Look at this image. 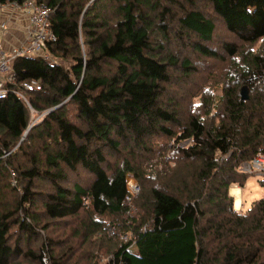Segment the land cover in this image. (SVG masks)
Here are the masks:
<instances>
[{"label": "trees", "instance_id": "16d2710c", "mask_svg": "<svg viewBox=\"0 0 264 264\" xmlns=\"http://www.w3.org/2000/svg\"><path fill=\"white\" fill-rule=\"evenodd\" d=\"M35 1L51 7L53 61L14 58L11 85L40 87L29 106L0 97V264H77L74 238L106 236L99 264H264V196L236 209L230 193L264 151V0ZM220 64L222 93L183 110L173 85ZM156 136L176 140L160 175L143 169Z\"/></svg>", "mask_w": 264, "mask_h": 264}, {"label": "built area", "instance_id": "2783aa9c", "mask_svg": "<svg viewBox=\"0 0 264 264\" xmlns=\"http://www.w3.org/2000/svg\"><path fill=\"white\" fill-rule=\"evenodd\" d=\"M7 5L24 8L23 14L26 18V23L21 21L22 16H20V20L15 24L20 26L19 30L23 33V37L18 44H10L8 48H4L2 43H0V97H4L11 91L29 106L26 90L39 88L40 85L36 79L31 78L21 81L17 86H12L11 84L14 82L12 61L21 55L39 56L53 61V57L47 49V44L56 38L50 21L51 7L45 2H37L35 0H23L22 2L8 0L0 2V11ZM11 19L12 22L10 23H8L9 16L0 21V32L4 38H6L5 34L11 31L12 28H9L11 24L15 22L14 18ZM35 120L33 119L31 123ZM237 168L240 171L263 177L264 151L255 154L251 159L242 161ZM128 179L126 181L128 190L126 197L130 198L131 194L138 192L139 184L133 178Z\"/></svg>", "mask_w": 264, "mask_h": 264}, {"label": "rangeland", "instance_id": "374dc122", "mask_svg": "<svg viewBox=\"0 0 264 264\" xmlns=\"http://www.w3.org/2000/svg\"><path fill=\"white\" fill-rule=\"evenodd\" d=\"M218 33L215 37V41L221 42L222 39L218 37H223L221 36V32H225V27L222 23V21L219 20L218 23ZM3 35V34H2ZM227 36H229L227 34ZM213 46H216L215 44L212 43ZM264 47V39H261L257 44L254 45L255 50H259ZM211 72L200 78V79H195L196 82H198L197 86L191 90L186 84H180L177 87V84L173 85L172 95L174 94H179L182 98V101L184 102V109L183 110H189L190 111L196 107L193 106V102L199 101L201 97V93L204 90L205 87H210L213 91L214 94H219L222 93L223 90V78L224 75L227 72V69L224 68L223 64H220L216 66L214 69L211 68ZM183 104L180 106V112L182 111ZM42 114V113H40ZM39 115V114H38ZM33 119H37L36 115H32L31 121ZM29 120V123L31 122ZM32 125V124H31ZM27 131L24 133V137L26 135ZM23 137V138H24ZM176 143V140L171 138L169 141H167V137H159L156 136L154 140V145H153V150L152 153L150 154V158L148 161L144 162L143 164V169L144 172L148 173H154L156 171H161L159 172L160 174L167 173L165 171H162L160 169L164 168V163L167 164V153H171L170 147H172ZM189 143V140H182L179 144H187ZM88 175L85 172H82L81 175H79V178L76 180L84 182L85 180L88 179ZM133 178V177H132ZM134 179V178H133ZM129 180V179H128ZM135 180V179H134ZM136 181V180H135ZM137 182V181H136ZM233 184V183H232ZM231 184V185H232ZM237 184V183H236ZM239 185V184H238ZM231 188V186H230ZM245 189V194H244V202L242 207H247L249 206L252 201L256 198L264 196V186L259 180V176L252 174L249 179L247 180L246 184L244 185ZM232 192V191H231ZM230 192V193H231ZM241 192V191H240ZM232 194V193H231ZM246 204V206H244ZM111 217L103 216V220L105 224H109V222L114 221L112 220ZM73 218H66L65 220L62 221H67V222H57V230L58 234L56 237L59 236L61 238L65 232L66 229L69 230L70 226L69 223L73 221ZM121 233V232H120ZM112 234V233H111ZM115 234V233H114ZM109 235V234H107ZM109 237H105L104 239H92L89 242H84L81 240H77L76 238L73 239V243L77 241L76 246H81L80 252L78 253V256L80 257V260H77V264H99V262H102L104 258L108 255L110 252L109 250H106L105 248L109 246L110 243H114L115 241H109ZM119 240H125L126 235L120 234L118 237ZM68 238V241L72 240ZM98 245V246H97Z\"/></svg>", "mask_w": 264, "mask_h": 264}, {"label": "crops", "instance_id": "0c3cea01", "mask_svg": "<svg viewBox=\"0 0 264 264\" xmlns=\"http://www.w3.org/2000/svg\"><path fill=\"white\" fill-rule=\"evenodd\" d=\"M24 9V8H23ZM22 9V7H16V6H5L4 9H1L2 11H0V21L4 18H6L7 16H9V21L8 23L12 22L11 18L15 19V22L11 24V26L9 28H12L11 31L7 32L5 34V37H3L2 33L0 32V43H2L4 48H8L10 44H18L22 37H23V33L22 31L19 30L20 26L19 25H15L19 20H20V16H22L21 21L23 23H26V18L23 14L24 10ZM7 23V24H8ZM232 188H238L240 189V205L238 207H236V197L234 196V207L237 209H240L241 206H243V202H244V194H245V189L244 186H240L236 183H233L231 185L230 188V192ZM232 193V192H231ZM244 206H246V204H244ZM248 207V206H247Z\"/></svg>", "mask_w": 264, "mask_h": 264}, {"label": "water", "instance_id": "95a60500", "mask_svg": "<svg viewBox=\"0 0 264 264\" xmlns=\"http://www.w3.org/2000/svg\"><path fill=\"white\" fill-rule=\"evenodd\" d=\"M241 96H242V98L243 99H247L248 97H249V88H248V86L247 85H243L242 87H241ZM48 110H50V109H48ZM31 125H29L27 128H29ZM26 131H27V129H26ZM25 131V132H26ZM24 135V134H23Z\"/></svg>", "mask_w": 264, "mask_h": 264}, {"label": "bare ground", "instance_id": "6f19581e", "mask_svg": "<svg viewBox=\"0 0 264 264\" xmlns=\"http://www.w3.org/2000/svg\"><path fill=\"white\" fill-rule=\"evenodd\" d=\"M231 191H232V194L236 197V207H238L239 205H240V189H238V188H232L231 189Z\"/></svg>", "mask_w": 264, "mask_h": 264}, {"label": "clouds", "instance_id": "9594fccd", "mask_svg": "<svg viewBox=\"0 0 264 264\" xmlns=\"http://www.w3.org/2000/svg\"><path fill=\"white\" fill-rule=\"evenodd\" d=\"M47 111H48V110H46L45 112H47ZM31 124H32V123H30L29 125H31ZM29 125H28V126H29ZM23 134H24V133H23ZM23 136H24V135H23ZM237 169H238V168H237ZM239 171H240V170H239ZM242 172H243V171H242ZM128 178H132V177H128ZM128 178H127V179H128ZM259 178H260V177H259ZM232 195H233V194H232ZM233 205H234V202H233ZM241 207H242V206H241ZM234 208H235V207H234ZM236 209H237V208H236Z\"/></svg>", "mask_w": 264, "mask_h": 264}]
</instances>
